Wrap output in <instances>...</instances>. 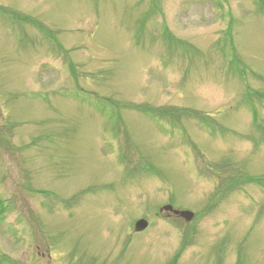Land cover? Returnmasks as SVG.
Wrapping results in <instances>:
<instances>
[{
    "label": "rangeland",
    "instance_id": "rangeland-1",
    "mask_svg": "<svg viewBox=\"0 0 264 264\" xmlns=\"http://www.w3.org/2000/svg\"><path fill=\"white\" fill-rule=\"evenodd\" d=\"M259 1L0 0V264H264Z\"/></svg>",
    "mask_w": 264,
    "mask_h": 264
},
{
    "label": "water",
    "instance_id": "water-1",
    "mask_svg": "<svg viewBox=\"0 0 264 264\" xmlns=\"http://www.w3.org/2000/svg\"><path fill=\"white\" fill-rule=\"evenodd\" d=\"M163 210L168 211V212H172L173 215H175L177 217H181V218L185 219L186 221H190L193 217V214L191 212L173 210L171 206H165V207H163ZM146 227H147V222L145 220H139L136 222L134 229L136 232H141Z\"/></svg>",
    "mask_w": 264,
    "mask_h": 264
}]
</instances>
